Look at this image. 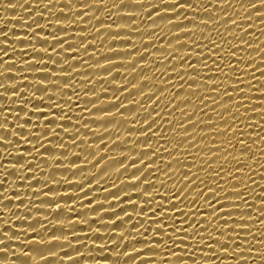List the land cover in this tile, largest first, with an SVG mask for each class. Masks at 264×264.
Instances as JSON below:
<instances>
[{"label": "bare ground", "instance_id": "obj_1", "mask_svg": "<svg viewBox=\"0 0 264 264\" xmlns=\"http://www.w3.org/2000/svg\"><path fill=\"white\" fill-rule=\"evenodd\" d=\"M188 2L0 0V264H264V0Z\"/></svg>", "mask_w": 264, "mask_h": 264}, {"label": "snow or ice", "instance_id": "obj_2", "mask_svg": "<svg viewBox=\"0 0 264 264\" xmlns=\"http://www.w3.org/2000/svg\"><path fill=\"white\" fill-rule=\"evenodd\" d=\"M183 2L184 3H190V2H188V0H183ZM177 14L179 15V13H177ZM189 22H191V21H189ZM0 51H4V50L0 49ZM193 82H195V81H193ZM0 86H2V85H0ZM13 91H15V89H13ZM153 122H155V121H153ZM193 126H195V125H193ZM196 178L199 179V177H196ZM201 183H203V181H201ZM198 195H203V192L199 193ZM213 195H215V193H213ZM217 242H219V241H217ZM224 247H227V245H224Z\"/></svg>", "mask_w": 264, "mask_h": 264}]
</instances>
